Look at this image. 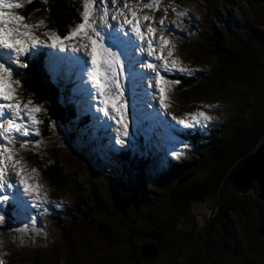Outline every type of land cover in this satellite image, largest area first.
<instances>
[{"label":"rangeland","instance_id":"374dc122","mask_svg":"<svg viewBox=\"0 0 264 264\" xmlns=\"http://www.w3.org/2000/svg\"><path fill=\"white\" fill-rule=\"evenodd\" d=\"M72 1L78 3L79 19L76 20L73 26L67 28L65 35L81 22L84 0ZM11 2L18 3L21 7L11 10L5 8L4 11L6 13L10 11L12 15L23 17V24H40L41 27L31 31L30 35L47 42V36L45 35V32H47L45 29L46 14L34 13L26 18L22 15V12L31 3V0H11ZM147 2L148 0H116V7L127 4L138 16L152 18L153 24L151 26L155 28V32L147 38L153 41L154 56L151 57L147 54V39L143 42L137 39L131 31V25L124 24L126 16L120 15L116 8L112 6V0H106L107 16L105 24H102L100 19L104 15L103 11H93L96 22L95 27L102 33L119 32L122 40L132 42L131 45H121L119 47H110L107 42L104 44L105 47H108L110 51L120 57V67L124 70V75L118 77V79L123 85L121 102L125 105L123 111L125 113L124 122L127 126V136L119 135L123 129L116 121L120 118L112 112L111 108H108L107 112L113 119H109L108 116L98 111V108L102 105L98 103V94L95 93L88 81L86 75L88 66L82 68L80 62L75 59L80 57L83 61H87L86 49L78 52L68 50L71 46L79 47L81 43L79 38L64 41V52H61L58 48L48 47H38L35 50V52L45 50L46 56L48 55L47 66L50 71L58 67L72 66L78 68V76L74 77V74L66 72L65 77L58 76L57 79L64 81V86L69 87V95L71 94L74 97V102L84 114L90 116L93 126L101 128L103 147H98L96 141L93 143L92 141H85L79 130L70 127H56V132L52 133L54 138H44L42 128H40L42 123L40 117L44 115V110L39 106L40 111L36 116L40 122L30 129V131L38 134L19 137L18 142L15 144L10 141L5 142L14 159L19 161L17 166L20 168L21 177H23L25 183L39 185V189L38 191L34 189L25 194L19 183L20 178L16 176L15 169L10 162L6 161V179L12 182V188L9 189L5 185L4 191L0 193V195L10 196L7 202L0 204V215L5 217L4 221L0 222V264H33V257L37 255L41 257L42 264H147L144 260L134 262L125 255L129 246L125 239H131V244L137 246L150 241L148 234L151 228L147 223L138 217L139 223L133 226V234L138 232V235L135 234L134 237H130L131 232L130 229H127L128 225H126L129 221H125L123 217H120L119 210L115 208L114 215L108 217L106 231H96V228L91 225L92 221L89 222L79 215L77 204L82 197H84V200L89 199V195L80 194L76 186L81 185L85 193L91 191L92 188L98 189L99 193L104 195V199L101 200L108 201L107 196L110 194L109 189L111 186L109 181L115 183L116 174L120 172V169L119 166L116 168V162L113 163L110 160L111 158L103 156L101 150L103 152L107 150L117 158V154L126 149L125 142L127 138L130 141L137 142L136 138H132L133 136L130 135V131L132 129L136 130L138 126L141 129L146 122L163 124V126L166 123L177 125L173 117L192 122L193 116L198 117L200 112L209 117L206 120L208 123L215 119L212 115L211 105L215 108L216 105L214 104L222 101V94H217L215 90H208L207 87L205 88L208 90L207 92L205 90L198 92L196 88H193L186 93L184 99H181L182 97L178 95L179 92L177 93L179 85L177 83L166 84L164 81H174L170 76L177 74L191 77L197 75L198 72L211 70L214 60L209 51L210 49L202 43L204 41L201 38V34L209 36L210 28L207 27L208 19L206 16L207 14L212 16V12L209 13L210 10L214 11L216 15L218 14L217 16L223 20L230 19V22L247 32L257 27V24L251 21V17L262 10L264 0H224V2L221 0H159V8L156 11L146 8L144 5ZM102 8V5L97 4V9ZM180 12H184L185 15L178 16L177 13ZM113 16L116 19H112ZM127 18L132 19L130 16ZM161 20H163V25L158 23ZM135 23L136 21L132 20V24ZM140 26L141 28H147L149 21H140ZM257 31L260 30L257 29ZM161 37L167 39L170 45L174 46L171 55L168 54V46H164L161 50L159 44ZM94 38L100 39V37ZM157 55L162 58L156 59L155 56ZM20 60L22 62V57ZM173 60L179 62L177 68H183L187 71H164L162 65L166 62L171 67ZM146 63L155 65L157 70L160 71L162 87L167 89L166 103L169 104L167 109L160 107L155 87L156 73L152 69L144 67ZM12 87L15 89V96L20 101L23 103L30 101L29 107H37L35 101L23 96V94L21 95L19 85L17 86L14 81V76ZM85 92L87 93L86 99L81 103L80 96L83 97ZM224 95H227L229 99L231 97V94ZM231 101L234 102L235 100L232 98ZM204 122L205 120L200 119L192 127ZM93 132L95 131L93 130ZM163 137H157L160 140L161 150L175 152L177 156L174 158L172 154L169 155L170 157H166L164 164L160 160H148L150 154L145 157L143 173L144 177H148V180L143 182L149 187L154 185L156 189H159L158 186L163 185V183L169 182L170 176L168 175L174 174L173 168L168 164L170 160L184 164V161L193 163L195 162L193 157L196 156V153L191 156L193 150L186 147L185 142L172 132L166 130ZM87 138L93 140L94 134L90 132ZM65 139L70 141V147L68 148L64 144ZM117 139L122 140L123 143L116 144ZM23 140H27L29 143L22 148L19 141ZM56 144H62V148L59 147L56 150L63 156V170L64 173L69 175L71 181L64 185L58 184L54 187V190L49 191L48 183L42 178L39 168L49 165L47 160L51 158L52 149ZM143 149L135 150L137 157H140L139 153ZM33 155H35L34 159ZM32 169L36 170L35 173L32 172ZM159 175L165 178L161 179ZM200 176L199 174L197 177ZM113 185H116V183ZM119 185L120 183H118ZM255 191L256 188H252L246 195L251 199H256ZM15 196H18L27 205L26 211L12 198ZM163 201H165V196L150 194L149 201L145 203L146 205L140 206V215L145 216L150 212L155 217L162 216V218H165L167 212L163 208ZM204 204L194 203L186 210L194 220L193 227L200 226L202 223L201 215L205 214ZM145 208L149 211H144ZM128 212L134 215L133 210ZM58 221H61V227L58 225ZM73 222L78 227L72 226V229L69 227L67 231H63V226L73 225ZM178 227L184 230L188 228V226L182 227L181 225ZM250 228V225L248 227L246 223H242L241 217L237 213L231 212L223 219L222 227L217 234L218 246L213 251L219 257L218 264H264V236L257 234L255 230ZM189 229H191L190 225ZM239 236L244 237L245 242L239 241ZM109 240L113 242H109ZM176 254H179V261L181 262H184L187 257L186 253H180L179 251H176ZM197 254L203 260V263L200 261L198 264H209L201 252ZM164 256H158L151 264H166Z\"/></svg>","mask_w":264,"mask_h":264},{"label":"trees","instance_id":"16d2710c","mask_svg":"<svg viewBox=\"0 0 264 264\" xmlns=\"http://www.w3.org/2000/svg\"><path fill=\"white\" fill-rule=\"evenodd\" d=\"M77 9L78 3L72 0L58 2L31 0L22 15L28 18L34 13H45L46 31L63 37L67 28L73 26L79 19ZM210 12L212 16L209 14L206 16L207 27L210 28L209 36L201 34V38L205 42L202 43L210 49L214 60L211 70L198 72L195 76H188L189 78L178 74L170 77L174 81H179L177 93L179 92L181 99H184L186 93L193 88L198 92L215 90L217 94H222V101L214 104L215 108L211 105L215 119L210 123L205 120L204 123L192 128L146 122L141 129L138 126L136 130L130 131V135L136 138L137 142L127 138L126 149L117 154V158L111 152L101 150V154L111 158L113 163L116 162V168L119 166L120 169L116 174V185L109 181L110 194L108 196L105 194L108 201L101 200L104 199V195L99 193L98 189L92 188L85 193L81 185L76 186L80 194L89 195V199L84 200L82 197L78 202L79 215L89 222L92 221L91 225L96 231H106L108 217L114 215L115 208L119 210L120 217L129 221L126 225L127 229H130V237L138 233L133 234L134 224L139 223L138 217L151 228L148 234L150 241L147 243L153 244L157 250L153 259H143L140 256V248L146 243L137 246L131 244V239H125L129 245L125 255L134 262L144 260L151 264L158 256L165 255L166 264H198L200 261L203 263L197 254L201 252L209 264H218L219 257L213 253L218 246L217 234L222 227L223 219L231 212L237 213L242 223H246L248 227L250 225V229L264 236V207L258 199H251L246 194H236L227 199L204 225L205 219L201 215V225L193 227L194 220L186 211L191 204L199 202L204 204L214 197L230 169L251 153L264 138V7L251 17V21H254L257 27L247 32L230 22V19L223 20L214 11ZM45 60L46 55L42 51L40 54L24 58L25 67L14 76V81L20 82L21 95L32 99L44 110V115L40 117L43 137L52 139L56 127H70L79 130L85 141L92 143L96 141L98 147H103L101 128L93 126L90 116L84 114L77 106L64 82L61 83L49 72ZM224 94H231L230 99ZM232 98L234 102L231 101ZM166 130L193 150L191 156L196 153L193 157L195 162L184 161V164L170 160L168 164L173 168L174 174L168 175L169 182L156 189L153 184L149 187L143 182L148 180V177H144L143 165L145 157L149 154L148 160H160L162 164L165 163L166 157L172 154L161 150L160 140L157 138H164ZM90 132L94 134L93 140L87 138ZM64 141L66 148L70 147V141L66 139ZM61 145L56 144L52 149V156L47 160L49 165L39 168L42 178L48 183L49 191L54 190L58 184L64 185L71 181L63 170V156L56 150L62 148ZM140 148L144 149L139 153L140 157H137L135 150ZM32 157L34 159L35 155ZM199 174L202 177H197ZM150 194L165 196L163 201V208L167 212L165 218L155 217L150 212L145 215L146 217L140 215V206L146 205ZM129 210H133L134 215H131ZM58 225L61 227V221H58ZM179 225L188 228L184 230L178 227ZM72 226L78 227L73 222V225L63 226L62 229L67 231ZM110 240L109 242H113ZM238 240L245 242L242 236H239ZM176 251L187 254L184 262L179 261V254H176ZM40 259L38 255L33 257V264H42Z\"/></svg>","mask_w":264,"mask_h":264},{"label":"snow or ice","instance_id":"6c2138e0","mask_svg":"<svg viewBox=\"0 0 264 264\" xmlns=\"http://www.w3.org/2000/svg\"><path fill=\"white\" fill-rule=\"evenodd\" d=\"M97 4L102 5V9H97ZM112 6L122 16H126L124 24L131 25V31L140 41H145L149 36L155 32V28L151 25L153 20L149 16H138L135 11H132L127 4L122 7H116V0H112ZM146 8H150L153 11L158 10L159 0H148L144 5ZM20 4L11 2V0H0V193L4 191V186L7 188H12V182L7 181V170L5 168V163L10 162L15 169L16 176L19 179L20 185L23 187L25 194H28L32 190L39 189V185H29L25 183L23 177H21L20 168L17 166L19 161H16L13 155L9 151L7 143L10 141L12 144L18 142L19 137H28L30 135H37L38 133L30 131L32 126L38 124L36 114L40 111V108L29 107L31 102L23 103L18 97L15 96V89L12 87L13 84V73L18 68L25 67V64L21 62V57H27L37 50L38 47H48L52 49L58 48L61 52L65 51L64 41L73 40L79 38L81 43L79 47L71 46L68 48L71 52H78L86 49L87 61H83L80 57L75 59L80 62L81 67H87V77L88 81L91 83L92 88L95 93L98 94V103L102 105L98 108V111L109 119H113L111 115L107 112L108 108H111L112 112L116 114L120 119L116 122L123 129L119 135L127 136V126L124 122V108L125 105L122 101L123 85L119 82L118 77L124 75V70L121 65V59L116 53L105 47L104 44L107 42L109 46H121V45H131L130 40H122L119 32H109L102 33L99 29L95 27V19L93 17L94 10L103 11L104 15L100 17L101 23H106L107 16V4L106 0H84L82 3V13L81 22L78 23L73 30H71L67 35L61 37L58 34L47 31L45 35L47 36V42L45 40L38 39L35 36L30 35V32L37 30L41 27L40 24L28 25L23 24V17L19 15H12L9 11L6 13L5 8L19 9ZM127 10V11H125ZM178 16L185 15L184 12L177 13ZM132 19H128L127 17ZM112 19H116L115 16ZM132 20L136 23L132 24ZM149 21V26L147 28H141L140 21ZM163 25V20L159 21ZM94 37H100V39H95ZM87 43H84V42ZM161 50L164 46H168V54H172L173 45H170L167 39L163 37L159 41ZM148 45V56H154L153 51V41L147 39ZM156 59H161L160 55L155 56ZM179 62L173 60L171 67L165 62L162 66L164 71L177 70L180 72L187 71L183 68H177ZM90 65V66H89ZM15 66V68L13 67ZM144 67L152 69L155 75V87L158 93V101L162 109H167L169 106L167 101L166 92L167 89L162 87V77L160 71L153 64L146 63ZM16 85H19V81H15ZM164 83H179L178 80L175 81H164ZM175 123L183 127H192L194 123H198L200 119L207 120L209 117L205 116L203 112L198 114V117L193 116V121L189 122L185 119H176ZM20 147H26L29 141L23 140L19 141ZM123 141L120 139L116 140V144H122ZM173 157L177 156V153L172 152ZM35 169L32 172L35 173ZM16 202L26 211L27 205L18 197H12ZM10 199L9 195H0V204L7 202ZM5 217L0 215V222H3Z\"/></svg>","mask_w":264,"mask_h":264},{"label":"water","instance_id":"95a60500","mask_svg":"<svg viewBox=\"0 0 264 264\" xmlns=\"http://www.w3.org/2000/svg\"><path fill=\"white\" fill-rule=\"evenodd\" d=\"M58 2L60 0H46ZM214 1V0H211ZM224 2V0H221ZM255 185L256 199L264 207V138L258 146L244 158L239 160L224 178L218 193L210 198L203 206L205 219L203 225L216 213L220 205L234 195H245ZM157 250L151 243H146L140 248V256L143 259H153Z\"/></svg>","mask_w":264,"mask_h":264},{"label":"bare ground","instance_id":"6f19581e","mask_svg":"<svg viewBox=\"0 0 264 264\" xmlns=\"http://www.w3.org/2000/svg\"><path fill=\"white\" fill-rule=\"evenodd\" d=\"M127 37V36H126ZM49 60L48 59H46V62H48ZM61 83H63L62 81H60ZM65 87H67L68 89H69V87L68 86H65ZM67 89V90H68ZM68 93H70L69 91H68ZM111 230V229H110Z\"/></svg>","mask_w":264,"mask_h":264}]
</instances>
